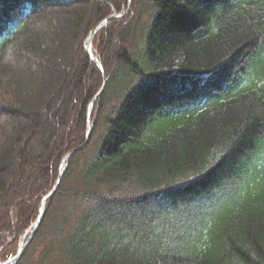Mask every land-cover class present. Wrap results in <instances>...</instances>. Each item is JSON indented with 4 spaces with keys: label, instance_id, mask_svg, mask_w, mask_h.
I'll return each instance as SVG.
<instances>
[{
    "label": "trees",
    "instance_id": "1",
    "mask_svg": "<svg viewBox=\"0 0 264 264\" xmlns=\"http://www.w3.org/2000/svg\"><path fill=\"white\" fill-rule=\"evenodd\" d=\"M61 172L11 264H264V0H0V262Z\"/></svg>",
    "mask_w": 264,
    "mask_h": 264
},
{
    "label": "water",
    "instance_id": "2",
    "mask_svg": "<svg viewBox=\"0 0 264 264\" xmlns=\"http://www.w3.org/2000/svg\"><path fill=\"white\" fill-rule=\"evenodd\" d=\"M122 16V15H120ZM116 17H119L117 16L116 14H112L110 15L109 17H107L106 19H104L102 22H100L97 26H95L91 32H90V35L88 37V40H87V47H86V51L87 53L91 56L92 60L95 62V64L97 65V67L99 68V70L102 72L103 76H104V82H103V85L101 87V90L98 92V94L95 96L94 100H96L100 95L101 93L104 91L105 89V86H106V76H105V71H104V67L101 63V61L99 60L98 56L95 55L94 53V50H93V38L95 36V34L97 33V31L100 29L101 26H103V24H105L107 21L111 20L112 18H116ZM94 100L92 102H94ZM92 108V107H91ZM88 121H89V131H88V134H87V139L86 141L84 142V144L81 146L83 147L87 141L89 140L90 138V135H91V131H92V122H91V109L89 110V113H88ZM75 150H72L71 152H69L65 159L67 157H69ZM65 160H63L62 162V169H63V163H64ZM61 177H62V173H60L59 175V178H58V181L56 183V185L54 186V188L51 190V192L44 198L43 200V204L42 206H44L46 204V202L48 201V199L54 194V192L56 191L59 183H60V180H61ZM43 215H44V211L41 210L40 211V214L38 216V220H37V223L34 227V229L32 230L31 234L29 235V237L27 238V240L25 242L22 243V245L20 246V249L19 251L17 252V254L9 259H7L6 261L4 262H1L0 264H10V263H13V262H16L17 260H19V258L21 257L24 249L26 248V246L29 244V241L31 240L32 236L34 235L35 231L38 229L41 221H42V218H43Z\"/></svg>",
    "mask_w": 264,
    "mask_h": 264
},
{
    "label": "rangeland",
    "instance_id": "3",
    "mask_svg": "<svg viewBox=\"0 0 264 264\" xmlns=\"http://www.w3.org/2000/svg\"><path fill=\"white\" fill-rule=\"evenodd\" d=\"M117 15H120V14H117Z\"/></svg>",
    "mask_w": 264,
    "mask_h": 264
}]
</instances>
